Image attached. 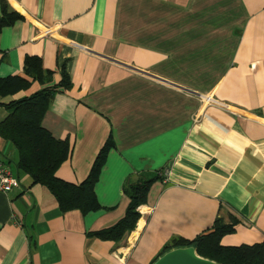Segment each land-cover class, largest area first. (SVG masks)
I'll return each instance as SVG.
<instances>
[{"label":"crops","instance_id":"obj_1","mask_svg":"<svg viewBox=\"0 0 264 264\" xmlns=\"http://www.w3.org/2000/svg\"><path fill=\"white\" fill-rule=\"evenodd\" d=\"M4 1L22 19L0 31V78L37 56L49 85L61 68L71 83L41 121L70 145L56 177L77 185L109 136L114 148L94 186L100 210L61 213L0 137L19 181L0 193V264H151L216 219L235 221L222 246L264 242V0ZM155 175L131 232L90 235L123 217L126 180Z\"/></svg>","mask_w":264,"mask_h":264},{"label":"trees","instance_id":"obj_2","mask_svg":"<svg viewBox=\"0 0 264 264\" xmlns=\"http://www.w3.org/2000/svg\"><path fill=\"white\" fill-rule=\"evenodd\" d=\"M22 17L10 11L4 0H0V31ZM23 76H7L0 78V99L12 97L26 91L32 83L41 88L28 97L11 100L0 105L7 112L0 122V137L9 142L17 153V169L30 178L31 185H40L55 199L61 213L77 210L82 215L100 210L94 186L105 163L107 154L114 148L111 137L105 141L98 151L86 178L74 185L56 177V171L70 155L67 140H57L42 127L41 121L48 106L57 92L68 90L71 86L64 68L60 70V81L49 85L52 72L42 68L41 59L37 56H26L22 64ZM151 178L139 177L137 181L126 180L122 193L128 204L123 217L113 226L92 233L103 240L118 242L131 232L139 219L138 208L146 201L148 189L154 181ZM235 221L224 224L216 219L208 232L202 233L192 240L173 238L161 249L151 264L169 250L192 247L195 253L204 259L217 264H264V242L252 245L226 247L221 239L233 233Z\"/></svg>","mask_w":264,"mask_h":264},{"label":"water","instance_id":"obj_3","mask_svg":"<svg viewBox=\"0 0 264 264\" xmlns=\"http://www.w3.org/2000/svg\"><path fill=\"white\" fill-rule=\"evenodd\" d=\"M152 264H217L199 257L194 248L172 249L159 256Z\"/></svg>","mask_w":264,"mask_h":264},{"label":"built area","instance_id":"obj_4","mask_svg":"<svg viewBox=\"0 0 264 264\" xmlns=\"http://www.w3.org/2000/svg\"><path fill=\"white\" fill-rule=\"evenodd\" d=\"M19 187V181L0 161V193H8Z\"/></svg>","mask_w":264,"mask_h":264}]
</instances>
